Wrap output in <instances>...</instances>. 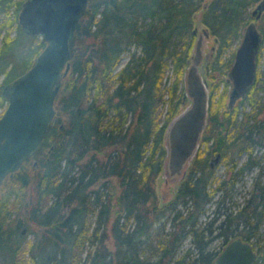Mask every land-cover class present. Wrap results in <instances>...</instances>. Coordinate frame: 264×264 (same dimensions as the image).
Here are the masks:
<instances>
[{"label":"trees","instance_id":"trees-1","mask_svg":"<svg viewBox=\"0 0 264 264\" xmlns=\"http://www.w3.org/2000/svg\"><path fill=\"white\" fill-rule=\"evenodd\" d=\"M23 1L0 0V11L13 10L11 18L0 20L5 83L26 71L46 44L42 36L22 29ZM88 1L70 41V68L62 76L43 143L0 182V264H214L218 252L209 244L216 230L225 242L236 234L250 240L256 260L264 261L259 228L264 184L257 181L246 203L222 212L220 222L214 224L217 216L204 224L199 220L217 190H224L220 205L231 195L227 189L235 174L260 161L246 159L230 179L212 187L217 179L213 157L219 153L221 159L235 147L249 149L258 139L254 132L264 133V117L260 123L256 117L264 113V101L255 95L264 81L262 49L250 90L231 107L227 76L236 47L224 56L256 19L250 7L258 0ZM198 19L213 37L207 68L218 71L221 80L209 87L208 117L194 157L171 197L158 200L164 135L185 104L184 69ZM258 28L263 42L264 23ZM5 83H0V115L7 104ZM244 100L251 104L248 112L239 108ZM233 223L243 229H233ZM187 237L195 251L187 246L181 252Z\"/></svg>","mask_w":264,"mask_h":264},{"label":"water","instance_id":"water-1","mask_svg":"<svg viewBox=\"0 0 264 264\" xmlns=\"http://www.w3.org/2000/svg\"><path fill=\"white\" fill-rule=\"evenodd\" d=\"M88 0H24L19 12V23L27 33L40 34L46 43L26 71L5 83L2 90L6 107L0 115V182L11 174L23 160L34 155L43 143L55 115V97L62 76L69 71L70 41L78 20L86 12ZM264 11V0H258L252 13L256 19L244 28L229 68L227 79L232 81L228 97L231 107L242 97L255 80L256 54L260 49L262 33L257 19ZM198 28L195 27V33ZM207 27L201 29L186 58L183 82L185 106L168 122L165 131L167 148L163 171L180 179L187 170L199 145L200 132L204 127L209 106L208 81L202 77L203 37ZM210 52L214 51L211 45ZM207 52L208 57L209 53ZM219 153L215 157L218 160ZM177 184V185H178ZM176 185V186H177ZM162 193V199H168ZM25 231V229L23 228ZM257 257L249 240L240 236L230 238L214 259L215 264H253Z\"/></svg>","mask_w":264,"mask_h":264},{"label":"rangeland","instance_id":"rangeland-1","mask_svg":"<svg viewBox=\"0 0 264 264\" xmlns=\"http://www.w3.org/2000/svg\"><path fill=\"white\" fill-rule=\"evenodd\" d=\"M256 4L257 3H254L250 7L251 11L256 6ZM263 12H262V14H263ZM12 13H13L12 9L9 13L3 12L1 10L0 11V20L2 21L4 19L11 18ZM251 20H254V18H251ZM260 23H262V24L264 23V18L262 16L259 18L258 25H260ZM195 26H196V28H198L197 32H196V39H197L198 34L201 32V29H203L204 27L200 23L199 19L195 22ZM4 30H5V28H2V30H0V43L2 42V39H3L2 36H3ZM15 32H16V26H13V28L11 30V34L13 35V33H15ZM38 35H39V37H41L40 34H38ZM203 38H204L203 39L204 45H203L202 49H203V52L205 54L210 49L211 45L213 44V37L209 33L208 36L203 37ZM235 46L236 45L230 46L231 48L226 51L224 56H228L229 53L231 52V49L233 47L235 48ZM261 46H262L261 47L262 54H261L260 67L264 70V41L262 42ZM127 58H128V54L125 53L123 55L121 61H120V63H121L120 66H122V64H124V62L127 60ZM22 66H23V63L20 62L16 65V68L18 70H20V69H22ZM206 70H207L206 80L208 81V83H210V85L214 82H217L218 80H221L220 79L221 74L218 71L210 70L207 67H206ZM167 72H169L168 76L164 80V82H166V83L170 79V75L172 73L171 69H168ZM3 77H4V74H0V83L2 85L5 83L3 80ZM222 77L225 78V75L224 76L222 75ZM223 83L224 82H222V84ZM222 84L220 85L221 87H222ZM210 85H209V87H210ZM229 89H230V85L228 87V90ZM184 91H185V88H184ZM229 91H228V94H229ZM166 95H167V93L165 94V97H166ZM255 95L258 96L260 100L264 101V81L262 82L259 90H256ZM185 104L183 105V107L185 106ZM239 108L241 109V111L248 112L251 110V104L248 101L244 100L242 102V104H240ZM1 109H2V107H0V111H1ZM160 109L163 110V112H164L166 107L160 103ZM242 116H243V112L238 116V120L242 119ZM256 117L260 123L261 122L260 120L264 117V113L262 111H260L256 115ZM253 118H250L249 122H253L254 121ZM253 136L258 138V139H256V141L255 140L251 141L252 147H250L249 149H244L243 151H241V150L238 151V147H235L232 150L228 151L227 154L225 156H223L219 160L218 163H215L213 165L214 166V175H216L217 179L213 182L212 187L216 186L217 183L224 178L230 179L231 175L234 174V172H236L238 170L239 166L244 164L246 159L257 158L260 160L259 163H255L256 165H254L253 167L245 168L244 171L235 174L236 179H235V183H234L233 187L227 189V192L230 193L231 195L227 194L225 196V201L221 202L220 205L217 203V200L221 198L222 193L224 194V190H217L216 191V193L214 195V199L210 203L207 204L208 211L203 216L199 217V220L202 221V223L203 222L205 223V220L207 221L209 219H212L215 216H217V217L215 218L214 224L220 222L222 220V218H224V214H222V212L231 211V210H234V212H235L236 209H238L244 203H246V199L254 191V188L256 187L255 184L257 181L259 182V184H264V133L262 134V132H260V133L254 132ZM215 154H216V152H214L211 155V158H212V156H215ZM211 158H210V160H211ZM157 180H158V182H157L158 198L157 199L159 200V198L162 197V193H164L165 196L170 195V191L175 190V187L178 184L180 179H175L172 177L169 178L168 174L166 172L162 171V173L159 174V177ZM225 186H229V182H227L225 184ZM225 186H224V188L226 189ZM257 207H258L257 209L263 208L262 204H258ZM219 210L221 211V213L217 215V213H219L218 212ZM263 215H264V213H263ZM231 226L237 227V228H233V229H238V230L243 229V224H241V223L237 224V226H236V223H233ZM259 228L262 231V234H261L262 240L261 241H264V220L259 225ZM24 229H25L24 233L27 234V239H31L32 233H29L28 229H26V227ZM216 233H217V230L213 232L212 239H210L211 242L209 244V247L215 249L218 252L226 244V242L224 241V239L221 235H216ZM234 236H237V234L232 235L230 237H234ZM108 246L112 247V240H109ZM187 246H191L192 249L195 251L193 244L190 242V237H187L185 239L184 244L181 247V252H183V250H185V248ZM254 248L256 249V247H254ZM255 261H256L255 264H264V261L261 259L255 260Z\"/></svg>","mask_w":264,"mask_h":264},{"label":"flooded vegetation","instance_id":"flooded-vegetation-1","mask_svg":"<svg viewBox=\"0 0 264 264\" xmlns=\"http://www.w3.org/2000/svg\"><path fill=\"white\" fill-rule=\"evenodd\" d=\"M256 3H257V2H256ZM261 14H262V13H261ZM260 17H261V16H260ZM260 17H259V18H260ZM258 20H259V19H258ZM256 25H258V22H257ZM258 29H259V28H258ZM196 32H197V31H196ZM243 32H244V30H243ZM243 32H242V34H243ZM242 34H241V38L239 39V42H240V40H241L242 37H243ZM262 38H263V37H262ZM239 42H238V44H239ZM261 42H262V41H261ZM238 44H237V45H238ZM237 45L235 46L236 48H237ZM260 46H261V44H260ZM260 48H261V47H260ZM207 52H210V51H207ZM207 52H206V53L203 55V57L200 59V63H199V66L203 65V67H204L205 72H204V73H201V75H202V77H204L205 79H206V72H207L206 67H207L208 61L210 60V57H211L212 54H213V52H210L209 55H208V57L206 58V56H207ZM256 55H257V54H256ZM256 58H257V57H256ZM232 62H233V61H232ZM231 64H232V63H231ZM256 66H257V62H256ZM227 77H228V76H227ZM227 80H228V79H227ZM228 81H229V80H228ZM229 83H230V88H231V86H232V81L230 80ZM209 85H210V83H208V91H209ZM229 90H230V89H229ZM249 90H250V89H249ZM249 90H248V91H249ZM230 91H231V90H230ZM230 91H229V93H230ZM248 91H247V92H248ZM247 92H246V93H247ZM246 93H245V94H246ZM209 94H210V91H209ZM245 94L242 95V97H244ZM228 95H229V94H228ZM242 97L237 98L235 101L237 102V100L242 99ZM236 102H235V103H236ZM207 112H208V109H207ZM207 112H206V113H207ZM207 117H208V113H207L206 118H205L204 127L202 128V130H201V132H200L199 143H200V140H201V136H202L201 134H202V131L204 130V128H205V126H206ZM199 143H198V145H199ZM217 154H218V153H217ZM215 157H216V156H215ZM215 157H213V159L210 161V166H212V167H213V165H214L215 163H218L219 160H220V157H219L218 160H215ZM187 167H188V166H187ZM185 172H186V171H185ZM237 235H238V234H237ZM238 236H240L242 239H244L241 235H238ZM234 237H236V236H234ZM230 238H232V237H230ZM230 238H229V239H230ZM229 239H228V240H229ZM228 240H227V241H228ZM244 240H245V239H244ZM249 241H250V240H249ZM250 242H251V241H250ZM226 243H227V242H226ZM251 243H252V242H251ZM223 247H224V246H223ZM223 247H222V248H223ZM222 248H221V249H222ZM253 248H254V247H253ZM221 249H220V250H221ZM220 250H219V251H220ZM254 250H255V248H254ZM219 251H218V253H219ZM256 251H257V250H256ZM218 253H217V254H218ZM215 258H216V257H215ZM215 258H214V259H215ZM214 259H213V263H214ZM255 260H256V259H255ZM255 260H254V261H255ZM255 262H256V261H255ZM255 262H254L253 264H255ZM214 264H215V263H214Z\"/></svg>","mask_w":264,"mask_h":264}]
</instances>
